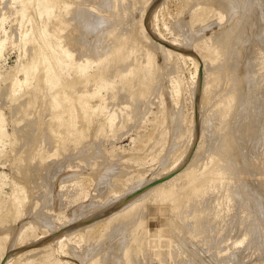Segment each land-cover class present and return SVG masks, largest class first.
<instances>
[{"label":"rangeland","instance_id":"rangeland-1","mask_svg":"<svg viewBox=\"0 0 264 264\" xmlns=\"http://www.w3.org/2000/svg\"><path fill=\"white\" fill-rule=\"evenodd\" d=\"M22 1L25 0H0V256L4 255L13 257L11 264H92L93 260H96L99 264L101 262L102 264H112V262L113 264H128V262L130 264H264V216H258L261 215V213L264 215V160L262 161V159H264V154H262L264 151V109H262L264 108V82H262V80L264 81V72H261L264 70V68H262L264 65L259 66L262 65L260 62H264V58L259 59V61L262 60L259 63L257 61L264 51V42H256L258 41V38L259 41H263L264 38V9H262L264 8V0H249L250 3L247 0L242 2L239 0H120L121 4L118 0H108L109 2L107 0H78V2L77 0H59L60 5L57 12L58 16L61 17L63 13H66L67 18H71V22L75 23V25L68 20V23L58 35L52 33L53 30L49 27L50 34L54 35L55 38H58L61 45L69 52H73L76 55V61H80L81 65L84 67L82 68V75H92L90 77L93 81L98 79L100 75L106 76L108 74L111 76L114 73L115 74L112 75V78H110H116L114 91L111 92V89L109 91L102 90L94 97L95 99H91L92 97H90L89 101H91V105L94 103L99 104V98L103 95L104 96L100 98V101L106 97L108 99L104 100V110L102 112L97 108L93 111V115L90 113L92 119L90 118V123L85 126V129H87L84 133L85 135L82 136L80 140L76 141H73L77 139L75 138L76 134L74 133L73 135L66 132L61 135V137L59 136V131L61 129L58 131V128H56L57 126L55 127L56 120H53L52 118L55 114V109L46 106L50 102L49 100H51L50 96H54L59 89L58 86L53 84V81L55 80V75L59 72V68L62 70L64 65L60 62H57V64H48L46 67V72L48 73L47 77L44 74V69L39 67L26 82L23 80L25 73L24 68L28 65L27 62L31 60L29 55L33 58L35 53L34 44L31 41L37 36L39 30L44 29L42 25L47 23L45 22L46 19L39 20V23L37 21V15L40 12L41 7L46 5V1L30 0L31 6L27 9H23ZM105 1L106 3H104ZM112 1H116L115 3L117 4V7L115 3H113L114 5L110 3ZM245 1L252 6L248 5ZM79 2H81V4ZM202 2L203 4H201ZM210 2L211 4L213 3V7ZM108 3L110 4V7H107ZM241 4H245V6H242ZM257 4L259 6H257ZM75 5H77V8H75ZM246 5H248V8L251 10H249ZM105 6L109 9L113 7V11L110 12L114 14H111L109 9L107 10ZM238 8L241 9L240 12L244 9H247L248 11H242L243 13L241 12V15L239 14L240 12H237V10L239 11ZM71 9L72 12L69 14ZM123 9H125V12ZM79 10H82V12ZM114 10H117V12H114ZM120 10L123 13H121ZM118 12L121 14H117ZM245 13L246 16H244ZM77 15L80 17L76 18ZM118 15L120 17H118ZM238 15L240 16V19L236 18ZM109 16L110 20L108 19ZM259 16H261L263 20L262 18L260 20ZM45 17H50L51 19L56 16L50 13L45 15ZM74 17L77 20L80 19L81 22L80 20H74ZM111 17H114L115 19L112 20ZM235 18L238 20L236 21ZM243 18L246 19V22ZM250 19L252 22H249ZM108 20L110 22H106ZM241 20H243L244 23L243 21L241 22ZM56 21L57 19H53L52 22H50V25H53ZM234 21L237 22L238 25L234 23L236 26H233ZM105 22L107 23L105 24L106 26L103 25ZM100 23L103 24L101 25ZM243 24L245 27L247 26L246 24H248V28H244ZM111 25H118V29H115V27H112ZM229 25H231V28L233 27L231 29L233 32L230 31ZM239 25L241 27H239ZM249 25L251 27H249ZM82 26L85 27V30L82 29ZM242 26L244 30L247 29L245 32L242 29ZM256 26L258 27V31L256 30ZM95 28H97L96 31L94 30ZM105 28L108 29L106 30ZM109 29H111L112 32H115V37V34L112 33V35ZM104 30L109 32L104 33ZM240 30H243V32ZM259 30L263 31V33ZM98 32H101L103 36L101 37V33L99 35ZM229 32H231V35ZM235 32L237 35L234 34ZM241 32L243 33L242 36ZM246 32L249 33L246 34ZM260 34L263 35L261 36ZM80 35H83V38L80 39ZM106 35L109 36V38L111 35L113 36L111 37L112 39L110 38L111 42ZM123 35H126L130 41L132 40V44L133 42L135 43L133 46L136 48V57H134L133 54V59L130 57L128 60H123L124 63L122 61V64L116 63V66H111L112 64H110L107 68L104 67L106 56L102 55L109 52H107V50H101L109 47L111 48V44L112 47L116 46L118 39L119 42L120 39L121 41L127 39ZM258 35L259 37H257ZM249 36H252L253 39L256 38L255 42H253L252 37L249 38ZM144 37L148 40L150 39V41H148L149 43L146 39H142ZM227 38H229L228 41H231V46L227 43ZM244 39L247 45L243 41ZM221 41H224L223 47H221L223 44ZM251 41L253 43H251ZM101 42L104 44L103 46H101ZM213 43L215 44V48L213 49H216V52L221 51V48H225L222 50L225 52H219L220 54L225 53V55H220L217 52V58L220 60L216 58L217 61H215V59V62L213 61L210 63L208 61L213 56L211 54L212 52L208 50L210 49L208 46L212 47ZM218 43H222L220 44L221 46L219 45L221 48L217 46ZM243 43L246 45L245 48ZM248 43L251 44L248 45ZM142 44L145 47H143ZM253 44L256 46L252 49V46H254ZM257 45L262 47L258 49ZM247 46H250L251 48ZM139 47L143 49L141 50ZM227 47L233 49L231 50L232 55L230 56L229 54H231V51ZM218 48L220 50H217ZM254 48L257 50H254ZM165 49L168 51L166 50V52ZM226 50L230 51L229 54ZM247 51L252 52H248V54ZM254 51L257 53L259 51L261 56L257 53L254 54ZM103 52L105 53L103 54ZM250 55L251 60L252 55L255 56V59L257 58L256 62L253 58L254 63L257 64L256 66H254L255 64L253 61H251L252 63L250 62L248 57ZM101 56L104 58L103 60L101 59ZM238 56L240 58L245 57L240 60ZM245 58L246 60L248 59L250 63H245ZM227 59L230 63H228L229 61ZM147 61L151 62L150 67L148 68L144 66V63H147ZM225 62L227 63L225 64ZM235 63H238L237 67ZM243 64L247 65L244 66ZM252 64H254V67H259L254 68ZM238 65H242L244 68L239 67ZM204 67H206L205 73L206 71L210 72L211 69L213 70L211 72H215L218 76L219 74L222 75L223 72L226 73L225 77L224 74L222 75L223 79L225 78L224 80L221 75L219 76L222 80L220 79L216 86V93H214V89L212 90L213 94L211 93V96L209 94L210 92L208 93L209 95L206 96H204L202 92V75ZM235 67L240 70H237ZM113 68H115V72L114 70H111ZM260 68H262V70ZM107 69L110 70L109 73H112L111 75L106 73L108 71ZM129 69H131L132 74L128 77H122L126 73V70ZM252 69L254 72H252ZM120 70L123 74L122 72L119 73ZM214 70L219 72L217 73ZM224 70H226V72ZM256 70L258 72H256ZM76 71L78 70L74 69L71 73H67L66 76L64 75V77H73V73H76ZM247 71H250V73H247ZM237 72L239 73V76H237ZM254 73H256L259 78L256 79L258 76H255ZM211 75H214V77L216 76L214 73ZM211 75H207L208 80L211 79L209 77ZM250 75L251 77H255L256 80L253 77L251 78ZM44 76L46 78H44ZM245 76L246 79L244 80ZM64 77L61 78L62 82L67 79ZM248 77L251 78L250 82L248 81ZM259 79L261 83L258 81ZM120 80H122V82H119ZM211 80L209 82H211ZM231 80L237 81L234 82ZM229 81L232 83L231 85L228 84ZM253 81H255L254 84L256 86L252 87L251 85H254ZM238 84L244 86V88ZM91 85H94V82L88 84L89 87H91ZM231 88H234V94L230 91L232 90ZM245 88L246 91L244 92ZM226 89H229V91H226ZM140 91H142V95L140 94ZM114 92L116 93V96L113 98L112 95H115ZM246 92L249 94L247 93V95ZM224 93L226 94L224 95ZM229 93L233 95L232 98L236 95L237 98L235 97V101L234 99L233 101L240 105H235V107H237L235 110L239 109L240 111L235 112L232 116L228 115V119L231 123L229 122L230 125L226 128L229 121L226 119L225 124L227 126L224 127L223 130V124L215 123L220 122L217 117L219 112L217 113V111H220L222 107L220 106L221 108H218L215 104L218 103V101H222L224 98L226 100V98L231 95ZM250 93H252V95ZM245 94L247 95V98ZM130 95L133 97H130ZM254 96H257V98ZM205 99H207V101ZM247 100H250L248 101L249 103L245 102ZM213 102L216 103L213 104ZM245 104V107H249L250 105L249 108L251 109H248L247 111V108L245 109V107H241V105L244 106ZM105 106L107 107L105 108ZM212 106L213 108H211V110L216 108L214 114L212 112L213 110L208 111ZM241 108L244 109L241 110ZM243 111L245 113L247 111V113L245 114ZM108 112L113 113L112 115H116L114 117L115 122L113 121L111 128L107 124V119L110 115ZM248 112L250 114L252 112L253 116ZM233 115L235 118H232L231 120ZM242 115H245V122ZM204 116H206L207 119ZM248 116H251V118ZM204 118L207 120L205 126L202 124ZM212 120L215 121L212 122ZM238 124L241 126V129ZM246 124L249 126L247 127ZM216 125L218 128L222 125V128L219 129L220 132L218 129V131H216ZM78 127L82 128V123H78L76 128ZM250 127H253L254 129L251 130V134L249 133L251 129ZM210 128H214L215 130H212L213 132H216L211 134L212 130L210 132ZM225 128L231 129L227 131ZM237 129L238 131L241 130V132H238ZM221 130H223L224 133ZM55 131L57 133L52 134V132ZM230 131L233 132V135ZM234 131H236V133H234ZM203 132L207 133V135ZM227 133L228 136H226ZM247 133L249 134L248 137L246 136ZM201 134L202 137H205L204 139L201 137ZM236 134L240 135L241 138ZM260 134L262 136H260ZM159 135L161 137H159ZM220 135H223L221 138L223 141L218 138ZM234 135L237 137L235 138ZM64 136L66 138H64ZM224 136H226L227 139ZM243 136L244 140L246 137L245 141L248 142L247 144H243L246 143L242 140ZM57 137L64 138L65 142L60 144L61 141ZM157 137L158 140L155 139ZM232 137L236 142L231 139ZM257 137L263 138L260 140ZM210 138H214L212 139L213 143L209 141ZM228 138L232 140H230L232 143L234 141L235 144H231V142L228 144ZM56 139L59 140V143ZM202 139L206 142V145H203L204 142ZM224 139L227 141L226 144ZM252 139L254 140V145H252ZM207 140L209 143H212L213 146L210 144V147L205 149V147L209 146ZM237 141H239L240 144ZM215 143H219L220 146L218 145L214 148L216 146ZM256 143L258 148L255 146ZM241 144L246 146H243V148L241 147ZM226 145L227 147H225ZM253 146H255L256 149ZM209 148L213 149L212 151L214 152H212V154H210L211 151ZM226 148L229 150H227L228 152H225ZM239 148H241V150ZM251 148L253 149L251 150ZM216 149L218 152L220 149V153H216ZM234 149L238 152L241 151V153L237 154V151ZM205 150H209L210 153ZM245 150L248 153L245 152ZM249 150H257L256 153L258 155H263V157L259 155L262 157L260 159L256 153L252 152L253 155L256 156L253 157ZM222 152H225V154L223 153L224 156L221 159H223V163L226 164L224 165L222 163L223 166H225L222 168L228 173L226 174L224 172L226 179H229V181L226 180V182L229 183H226L227 187L226 184H224L225 188L219 190L216 194V200H214L215 197L213 199L209 198L211 193H209L207 197L208 193L206 192L207 194L205 193L202 196L204 199L200 197L202 200L200 205L197 204V201L195 203L190 201L188 202L189 205L187 204V208H184L186 210L183 209L181 211L182 213H175L176 216L174 214L172 219L168 216H171L172 214L167 213L166 216H168L171 221L167 218V223L164 222V225L170 224L169 228H167V225H162L160 220H155L153 222L155 225L153 226L152 223L150 228H134L135 225L132 226L133 221L130 222L131 224L129 226H122L120 228L115 227L119 220L115 219L119 217V215H117L119 210L123 209L121 215L126 214L122 217H134L136 208L135 199L137 200L140 198L139 196L143 193L161 184L169 183L170 180L187 171V168L190 165L192 166L191 168H193L194 166L197 167V165L201 166L204 163L203 166L206 167V164H210L208 160H204L206 159V156H212L213 154H220L219 156H222ZM230 152L231 154L233 152V154H228ZM241 154L248 158L251 156V159H247L248 161L250 160L252 164L249 165L251 162H246L249 167H246L244 171L247 170V172H251V170L254 169L253 172L255 171V174L260 171L256 175L257 177L254 178L255 174H252V172H242L246 166V158L245 156L243 158ZM228 155L229 157H233L229 159ZM219 156L216 155L215 157ZM255 158H258L260 161ZM229 160H233L232 163ZM233 162L235 163L234 165H232ZM236 162L244 167L237 166ZM259 162L261 166L260 164L259 167L256 165L257 170L253 165L254 163L257 164ZM228 165L234 166L235 170L237 169L241 174L237 172V170L235 171L234 167L231 166L234 171L233 175L235 174L238 177H234L235 175L233 176L232 174L230 175L232 170L229 169L231 167ZM226 166L230 170V173L227 171ZM247 168L253 169L248 170ZM250 174H252L253 178L249 176ZM240 175L242 176L240 177ZM244 176L248 178L245 179L246 177L244 178ZM231 178L234 180L232 181ZM241 178L243 183L241 182ZM237 179H240V182ZM257 179L258 181H261L258 182ZM245 180H247V183L251 180V182L248 183L249 186H247L248 184L245 183ZM255 181H257V184L259 183L258 186L254 183ZM237 182L238 184H236ZM252 182L254 183V186L252 185ZM234 183L236 186H234ZM231 184H233V187H231ZM239 184H243L244 186L242 185V187H240V185V189L235 188L238 187ZM245 186L248 190L255 188V191H252L256 193L253 194V192L251 193V191H248L246 194L244 192L247 191L245 190ZM224 189L226 192L229 191L228 197L230 199H224ZM239 190L242 191L240 192ZM256 190H258V192ZM236 191L239 193L237 194ZM243 193L244 195L242 197ZM251 195L252 197L255 195L256 198L253 197V199ZM238 196L242 198L239 197L240 200H238ZM247 199H250V202L251 200H254V204L253 202L251 204L256 207L250 205V203L248 205L249 201ZM143 201L146 202L147 205H151L150 207L153 206L149 201L147 203L146 199L142 200L140 203L142 209L138 213L139 216L135 215L138 216V224L142 222L143 219L146 221L150 216V212L147 209L148 206L143 203ZM223 202L225 203L223 204ZM245 202L250 207H246L247 205ZM237 203H239V205H237ZM167 206L165 207L166 210ZM241 206L242 209L240 208V210L238 207ZM259 207H261V209ZM192 208H195L194 211L197 209L196 214H194L195 212L191 213L190 210H187ZM143 209L145 211H142ZM193 209L191 211H193ZM227 209L229 211H227ZM249 210L251 214L256 213L255 217H257L258 220H262L260 221L261 226L259 225L258 220L256 221L257 218L253 220V214L249 215ZM252 210L255 211V213ZM185 211H188L190 214H188V212L185 213ZM242 211L246 212L242 214ZM256 211L259 213L258 215ZM215 213L216 215L214 216ZM180 214L184 216L185 220H183L184 218ZM180 216L182 218L179 220ZM191 216L193 222L191 221ZM260 217L261 219H259ZM203 218L204 220L214 218V220L211 219V221L209 219L205 222ZM174 219L176 220V223ZM250 221H252L251 224L254 228L251 227ZM204 222L213 223L211 226V223L204 224ZM214 222H217L218 224L220 223V225H217ZM177 223L178 226L176 227ZM156 225L159 226L161 231L157 229L158 226ZM194 225L197 226V228ZM205 225L206 229L204 228ZM207 225L213 228H208L209 226ZM214 225H216V227ZM154 227L156 228V232ZM168 229H170L169 232L167 231ZM174 229L176 231H173ZM157 230L158 234L162 233V237L156 236ZM162 230L164 231L162 232ZM188 231H190L189 234L187 233ZM192 231H196V233L193 232V234ZM146 232L149 237L146 236V241L143 239L145 244H143L144 248L142 247L140 251H142V249L147 250L144 251L147 255L145 254L146 256H144L143 251L141 253L139 252V256L142 254L141 257H147L146 259L143 257V259L137 255L138 250L136 251L134 248ZM151 232L155 237L152 236ZM164 233H166V235H164ZM177 233L180 236H178ZM171 234H174L173 237ZM167 237L169 240H167ZM171 237L173 240L170 241ZM195 238L196 240H193ZM110 239L112 241L114 240V243L110 241ZM157 240L158 242L160 241V243H162L161 241L163 240V245H159L160 243H157ZM166 240L167 242H165ZM184 241L187 243L185 244ZM207 241H209L210 244ZM108 243L110 244L108 245ZM116 244L119 245V248H117ZM102 245L105 247L104 250ZM121 247H123L122 251L124 252L120 251ZM151 247L153 249L156 247V251L155 249L153 251ZM130 248H132V250ZM115 250L116 252H119L120 256L118 253L117 255L114 254L116 253ZM125 250L128 251L125 252ZM129 250L131 251L129 254L135 252V254H132L133 256H131V259L126 257L128 256L126 253L128 254ZM99 251H102L101 257L103 259L98 258L100 257ZM110 252L114 255L113 259L111 258L112 255H110ZM123 254L125 257H122ZM104 257H106V261L104 260ZM107 257H109L110 260ZM118 258L121 260L119 261ZM99 259L101 261H98ZM127 260L131 261L126 262ZM161 260H163V262Z\"/></svg>","mask_w":264,"mask_h":264},{"label":"bare ground","instance_id":"bare-ground-1","mask_svg":"<svg viewBox=\"0 0 264 264\" xmlns=\"http://www.w3.org/2000/svg\"><path fill=\"white\" fill-rule=\"evenodd\" d=\"M44 1H46V5L45 6H42L41 7V10H40V12L38 13V15H37V21H38V23H39V20H43V19H46L45 20V22L47 23V24H44V25H42L43 27H44V29L43 30H39L38 31V34H37V36L35 37V38H33V40L31 41V42H33V46H34V51H35V53H34V56H33V58H31L30 57V55H29V58L31 59L30 61H28L27 63H28V65L26 66V68H24L25 69V73H24V82H26L27 80H28V78L30 77V76H32L33 74H34V72H35V70H37L39 67H42L43 69H44V74H45V76L47 77V75H48V73L46 72L47 70H46V67H47V65L48 64H50V63H55V64H57V62H60V63H62L63 65H64V68L61 70V68H59V72H57V74L55 75V80L53 81V84L54 85H56V86H58V90H57V92L54 94V96H50V99L51 100H49V98H48V100L50 101H48V102H46V103H48V105H46L47 107H49V108H54L55 109V114L52 116V118H53V120L55 119L56 121V125H55V127L56 128H58V131H59V136L61 137V135H63L64 133H66V132H69V134H76V137L75 138H77V139H75V140H73V141H76V140H80L81 138H82V136H84L85 134V131L87 130V129H85V126H86V124H89L90 123V118L92 119V116H90V113L92 114L93 113V111H95L97 108H99L100 109V111L102 112L103 110H104V100L105 99H108L107 97L105 98V99H102V101H100V98L101 97H103V96H101L100 98H99V104L97 105L96 103H94L93 105H91L90 104V102L91 101H89V99H90V97H92L91 99H93L99 92H101L102 90L104 91V90H106V91H109L110 89H111V92L112 91H114V86L116 85V78L114 79H111L112 78V75H114V74H110L109 73V71L110 70H106L107 72L106 73H109L111 76H109L108 74L105 76V75H100V77L98 78V79H95L94 81L91 79V77L90 76H92V75H82L83 74V72H82V68H84L82 65H81V63H80V61H76V55L73 53V52H69L64 46H62L61 45V43L59 42V39L58 38H55L54 37V35H52V34H50L51 32H50V30H49V27H51L52 28V33H54L55 35H58L59 34V32L63 29V27L64 26H66V24L68 23V20H69V22H71V18L69 19V18H67V16H66V13H63V15L61 16V17H59L58 16V14H57V12H58V10H59V5H60V1L59 0H44ZM108 1V0H107ZM118 1H120V0H118ZM199 1V0H198ZM209 1H211V0H209ZM218 1V0H217ZM219 1H221V0H219ZM234 1H236V0H234ZM238 1V0H237ZM239 1H244V0H239ZM249 3H250V1L249 0H247ZM247 1H245L248 5H250ZM259 1V0H258ZM77 2H78V0H77ZM103 2V1H102ZM109 2V1H108ZM116 2V1H115ZM115 2H110V3H115ZM122 2H124V1H122ZM201 2V1H200ZM208 2V1H207ZM213 2V1H212ZM257 2V1H256ZM263 2V1H262ZM67 3V2H66ZM80 4H81V2H79ZM104 3H106V1L104 2ZM104 3H103V5H104ZM117 3H119V2H117ZM215 3V2H214ZM235 3V2H234ZM238 3V2H237ZM252 3V2H251ZM116 4V3H115ZM120 4H121V1H120ZM200 4V3H199ZM198 4V5H199ZM201 4H203V2L201 3ZM210 4H211V2H210ZM209 4V5H210ZM213 4V3H212ZM211 4V5H212ZM216 4H217V2H216ZM215 4V5H216ZM218 4H219V2H218ZM238 4H240V3H238ZM243 4V3H242ZM241 4V5H242ZM106 5V4H105ZM114 5V4H113ZM113 5H111V6H113ZM207 5V4H206ZM248 5H246V7L248 8L249 6ZM22 6H23V9H27V8H29L30 6H31V1L30 0H25V1H22ZM65 6H66V4H65ZM110 7V4L108 3L107 4V7ZM204 6V5H203ZM208 6V5H207ZM217 6V5H216ZM240 6V5H239ZM238 6V7H239ZM242 6H245V4L244 5H242ZM242 6H241V8H242ZM250 6H252V5H250ZM254 6V5H253ZM256 6V5H255ZM257 6H259L258 4H257ZM103 7V6H102ZM106 7V6H105ZM106 7V8H107ZM114 7V6H113ZM113 7H111V9L113 8ZM116 7H117V4H116ZM115 7V8H116ZM212 7H213V5H212ZM237 7V6H236ZM75 8H77V5H75ZM119 8V7H118ZM255 8V7H254ZM253 8V9H254ZM257 8V7H256ZM67 9H68V7H67ZM72 9H74V8H72ZM72 9H71V11L69 12V14H71V12H72ZM81 9H82V7H81ZM109 8H107V10H108ZM111 9H109V12L110 11H113V9L111 10ZM117 9V8H116ZM239 9V8H238ZM249 9V8H248ZM252 9V10H253ZM260 10H262V9H264V8H259ZM83 10V9H82ZM82 10H79V11H81L82 12ZM104 10V9H103ZM124 10V12H125V9H123ZM240 10L241 9H239V11L237 10V12L239 13L240 12ZM244 10H247V9H244ZM244 10H242L243 12H244ZM249 10H251V9H249ZM257 10V9H256ZM259 10V11H260ZM117 12V10H114V12ZM241 11V12H242ZM248 11V10H247ZM264 11V10H263ZM73 12H75V11H73ZM78 12V11H77ZM81 12H80V15H81ZM120 12L121 13H123L121 10H120ZM120 12H118L117 14H121ZM241 12L239 13V14H241ZM242 12V13H243ZM250 12V11H249ZM254 12V11H253ZM50 13H52L54 16H56L55 18H51L50 19V17H45V15H47V14H50ZM111 13V12H110ZM74 14V13H73ZM72 14V15H73ZM79 14V13H78ZM111 14H114V13H111ZM110 14V15H111ZM117 14H116V16H117ZM118 15V17H120ZM242 15V14H241ZM250 15H252V14H250ZM260 15V14H259ZM264 15V14H263ZM262 15V16H263ZM70 16V15H69ZM244 16H246V13L244 14ZM244 16H242V17H244ZM77 17H80V16H76V18ZM115 17V16H114ZM112 18V20L113 19H115V18ZM240 16L238 15V17H236V18H239ZM247 17H248V13H247ZM260 17V20H261V16H259ZM259 17H257V18H259ZM75 17H74V20L76 19ZM108 18V17H107ZM236 18H235V20H236ZM249 18H251V17H249ZM248 18V19H249ZM256 18V19H257ZM264 18V17H263ZM263 18H262V20H263ZM53 19H57V21H56V23L54 22L53 23V25H50V22H52V20ZM103 19V18H102ZM101 19V20H102ZM109 20H110V16H109V18H108ZM240 19V18H239ZM242 19V18H241ZM255 19V18H254ZM73 20V21H74ZM78 20H80V19H78ZM77 19H76V21H78ZM105 20V19H104ZM106 21V22H110V21ZM238 20V19H237ZM236 20V21H237ZM243 20H245V22H246V19L245 18H243ZM243 20H241V22L243 21ZM259 20V19H258ZM260 20H259V22H260ZM240 21V20H239ZM251 21V19L249 20V22ZM80 22H81V20H80ZM102 23L103 25H105V24H107V23ZM248 22V21H247ZM252 22V21H251ZM254 22H255V20H254ZM253 22V23H254ZM72 24H74L75 25V23H73V22H71ZM70 23V24H71ZM234 23H236L237 24V22H233V24ZM243 23H244V21H243ZM71 24V25H72ZM77 24V23H76ZM78 24H79V22H78ZM101 24V23H100ZM99 24V25H100ZM101 24V25H102ZM120 24V23H119ZM230 24H232V23H230ZM232 24V25H233ZM236 24H234L233 26H236ZM242 24V23H241ZM249 24V23H248ZM248 24H246L247 26V28H248ZM256 24V23H255ZM80 25V24H79ZM98 25V26H99ZM110 25V24H109ZM108 25V26H109ZM238 25V24H237ZM106 26V25H105ZM112 26V25H111ZM118 26V25H117ZM117 26H112V27H115V29H118V27ZM243 26H244V24H243ZM243 26H242V29H243ZM263 26H264V23H263ZM80 27H81V25H80ZM111 27V28H112ZM117 27V28H116ZM229 27H230V31H232L231 29L233 28H231V25H229ZM239 27H241L240 25H239ZM245 26H244V28H246ZM249 27H251L250 25H249ZM257 27V26H256ZM102 28V27H101ZM100 28V29H101ZM109 28V27H108ZM107 28V29H108ZM234 28H236V29H239V28H237V27H234ZM252 28H254V27H252ZM252 28H250V29H252ZM261 28H262V24H261ZM82 29L83 30H85V27H83L82 26ZM103 29H104V27H103ZM106 29V28H105ZM106 29V30H107ZM112 29H114V28H112ZM249 29V30H250ZM258 29V27L256 28V30ZM264 29V28H263ZM95 31L97 30V28H95L94 29ZM110 30V32H111V34L112 33H114L115 34V32H112V30L111 29H109ZM234 30V29H233ZM244 30V29H243ZM243 30H240V31H242L243 32ZM245 30H247V29H245ZM245 30H244V32H245ZM99 31V30H98ZM105 31V30H104ZM118 31V30H117ZM116 31V32H117ZM238 31V30H237ZM254 31V30H253ZM258 31V30H257ZM256 31V32H257ZM259 31H261V30H259ZM93 32V31H92ZM106 32H109V31H105L104 33H106ZM120 32V31H119ZM233 32V31H232ZM241 32V36H242V33ZM99 33V32H98ZM101 33V32H100ZM100 33H99V35H100ZM103 33V34H104ZM230 33V35H231V32H229ZM229 33H228V35H229ZM249 33V32H248ZM247 32H246V34H248ZM255 33V32H254ZM258 33H260V32H258ZM261 33H263V31H261ZM108 34V33H107ZM118 34V33H117ZM234 34H236V32L234 33ZM245 34V33H244ZM253 34V33H252ZM110 35V34H109ZM113 35V34H112ZM111 35V37H113ZM122 35V34H121ZM130 35V34H129ZM128 35V36H129ZM229 35V36H230ZM237 35V34H236ZM261 35V34H260ZM263 35V34H262ZM261 35V36H262ZM103 35H102V33H101V37H102ZM107 36V35H106ZM116 36V34L114 35V37ZM118 36H119V34H118ZM123 36H125L126 38H127V36L126 35H123ZM235 36V35H234ZM61 37V36H60ZM108 38H109V36H107ZM110 37V38H111ZM124 37V38H125ZM228 37V36H227ZM237 37V36H236ZM250 37H252V36H249V38ZM256 37V36H255ZM254 37V38H255ZM257 37H259V35L257 36ZM263 37H264V35H263ZM262 37V38H263ZM81 38H83V35L81 36L80 35V39ZM106 38V37H105ZM104 38V39H105ZM110 38H109V41H110ZM118 38V37H117ZM116 38V39H117ZM122 38V37H121ZM230 38V37H229ZM229 38H227V41H228V39ZM239 38V37H238ZM247 38V37H246ZM97 39H98V37H97ZM99 39H100V36H99ZM104 39H103V41H104ZM112 39V38H111ZM115 39V38H114ZM123 39V38H122ZM129 38H127V39H124V40H122L121 41V39H120V42H119V39H118V43H117V45L116 46H113L112 47V44L110 45V44H108V45H110L111 46V48L109 47V48H105V49H102L101 51H106L107 50V52H109V53H107V54H105V55H102V56H106V61H105V65H104V67H108V65H110V64H112L111 66H114L116 63H121L123 60L125 61V60H128V58H132V55L134 56V57H136L135 56V51H136V48L133 46V44H135L134 42H133V44H132V40L130 41V39L128 40ZM142 39H146L145 37L144 38H142ZM231 39H232V36H231ZM242 39V38H241ZM248 39V38H247ZM252 39H253V37H252ZM256 39V38H255ZM255 39H253V42H255ZM146 41L148 42V41H150V39L148 40V39H146ZM236 41H237V39H236ZM244 42H245V39L243 40ZM243 41H241V42H243ZM249 41H250V39H249ZM67 42V41H66ZM76 42V41H75ZM111 42V41H110ZM114 42V41H113ZM146 42V43H147ZM220 42V41H219ZM222 42V41H221ZM231 41H228L227 43H229L228 45L229 46H231V44L232 43H230ZM235 42V41H234ZM240 42V43H241ZM248 42V41H247ZM252 41H251V43H253ZM256 42H264V38H263V41H259V38H258V41H256ZM86 43V42H85ZM93 43V42H92ZM97 44H99L98 42H96ZM102 43V42H101ZM100 43V44H101ZM142 43V42H141ZM144 43H145V41H144ZM149 43V42H148ZM147 43V44H148ZM217 43V42H216ZM223 43V44H222ZM222 43H220V44H222V46L218 43L217 44V46L218 47H223L224 46V41L222 42ZM226 43V44H227ZM246 43V42H245ZM250 43V44H251ZM259 43H257V44H259ZM69 44V43H68ZM88 44V43H87ZM87 44H86V46H87ZM105 44H106V41H105ZM114 44V43H113ZM116 44V43H115ZM249 43H248V45H250ZM255 44V43H254ZM253 44V45H254ZM96 45V44H95ZM104 44L102 43V45L101 46H103ZM143 45V44H142ZM215 44L213 43V46H214ZM220 45V46H219ZM237 45V44H236ZM243 45H244V43H243ZM243 45H241V46H243ZM246 45H247V43H246ZM246 45H244V48H245V46ZM261 45V44H260ZM263 45H264V43H263ZM100 46V47H101ZM138 46V45H137ZM140 46V45H139ZM147 46V45H146ZM211 47V46H208V48H210V49H208L209 51H211L212 53V58H210V60L208 61V62H213L217 57H218V55L216 54L217 52L215 51L216 49H213V48H215V46L214 47ZM216 46V47H217ZM226 46V45H225ZM256 45H254V46H252V49H253V47H255ZM106 47H107V44H106ZM143 47H145L144 45H143ZM220 47V48H221ZM239 47V46H238ZM247 47H250V46H247ZM246 47V48H247ZM257 47H258V49L260 48V47H262V46H258L257 45ZM256 47V48H257ZM264 47V46H263ZM97 48H99V47H97ZM103 48V47H102ZM140 49H141V47H139ZM228 48V47H227ZM226 48V49H227ZM232 48H233V46H232ZM243 48V47H242ZM251 48V47H250ZM256 48H254V50L256 49ZM137 49H138V47H137ZM143 49V48H142ZM141 49V50H142ZM146 49V48H145ZM144 49V50H145ZM225 49V48H224ZM223 48H221V51L222 50H224ZM228 49H230V51L231 50H233V49H231L230 47L228 48ZM240 49V48H239ZM251 49V50H252ZM27 50V49H26ZM25 50V51H26ZM139 50V49H138ZM137 50V51H138ZM167 49H165V51H166ZM213 50V51H212ZM217 50H220L219 48L217 49ZM248 50H250V49H248ZM257 50V49H256ZM28 51V50H27ZM30 51V50H29ZM168 51V50H167ZM166 51V52H167ZM221 51H219V52H221ZM227 52H228V54H229V52L230 51H228V50H226ZM260 51H261V49H260ZM139 52V51H138ZM163 52H164V50H163ZM218 52V54H220ZM222 52H225V51H222ZM234 52V51H233ZM239 52H241V51H239ZM249 51H247V53H248ZM252 51H250L249 53H251ZM262 52V51H261ZM31 53H32V50H31ZM105 52H103V54H104ZM241 53H243V52H241ZM245 53V52H244ZM248 53V54H249ZM254 54L255 53H257V52H253ZM263 53H264V51H263ZM262 53V56H264V54ZM99 54V53H98ZM102 54V53H101ZM100 54V55H101ZM136 54H137V52H136ZM225 55V53H221L220 55ZM257 54H259L260 56H261V53H259V51H258V53ZM256 54V56L258 57V55ZM81 55V54H80ZM217 55V56H216ZM219 55V56H220ZM230 55H232V51H231V54H229V56ZM235 55V54H234ZM241 55V54H240ZM239 55V56H240ZM245 55V54H244ZM247 55V54H246ZM102 56H101V59L103 60L104 58H102ZM147 56H149V55H147ZM238 56V57H239ZM259 57L258 59H257V61H258V63L260 62V61H262V60H260L259 61V59H262V58H264V57ZM57 57V58H56ZM82 57V56H81ZM84 57V56H83ZM100 57V56H99ZM220 57H222V56H220ZM223 57H225V56H223ZM245 57V56H244ZM243 57V58H244ZM249 57V60H250V62L251 61H253V58L255 57V56H253L252 55V60L250 59V57H251V55L250 56H248ZM59 58V59H58ZM226 58V57H225ZM227 58H229V57H227ZM240 58V57H239ZM243 58H240V60L241 59H243ZM28 59V58H27ZM133 59V58H132ZM132 59H130V60H132ZM218 60H220L219 58H217ZM217 59L215 60V61H217ZM255 59V58H254ZM256 59H255V62H256ZM80 60H82V59H80ZM228 60V59H227ZM240 60H239V63H240ZM246 60V58L244 59V61ZM124 61H123V63H124ZM214 61V62H215ZM229 61V60H228ZM129 62V61H128ZM246 62H248V63H250L249 61H248V59L245 61V63ZM26 63V62H25ZM130 63V62H129ZM133 63V62H132ZM227 62H225V64H226ZM228 63H230V61L228 62ZM252 63V62H251ZM253 63H254V61H253ZM262 65H259V66H263L264 65V62L262 63V62H260ZM122 64V63H121ZM150 64H151V62L150 61H147V63H144V66H146L147 68L148 67H150ZM207 64V63H206ZM236 64V63H235ZM238 64V63H237ZM237 64H236V67H237ZM255 64V63H254ZM254 64H252V66L254 65ZM120 65V64H119ZM124 65V64H123ZM244 65V64H243ZM247 65V64H246ZM246 65H244V66H246ZM257 64H255L254 66H256ZM116 66V65H115ZM127 66H129V65H127ZM239 66V65H238ZM253 66V67H254ZM259 66H257V67H259ZM125 67V66H124ZM235 67V68H236ZM239 67H242V65H240ZM253 67H251V68H253ZM257 67H254V68H257ZM205 68L206 67H204L203 68V86H202V92H203V95L204 96H206V95H209L210 94V96L213 94L212 93V90L214 89V93H216V90L215 89H217L216 88V86H217V84H218V82L220 81V79L221 78H219V76L221 75V74H219V76H218V74L216 75V73L215 72H211V71H213L212 69H211V74L212 73H214L216 76H218V77H214V75H211L210 74V72L209 71H206V73H205ZM242 68H244V67H242ZM249 68H250V66H249ZM262 68H264V66L262 67ZM262 68H260L261 70H262ZM74 69H77L78 71H76V73H73L74 75H73V77H64V75L66 76L67 75V73H71L72 72V70H74ZM109 69H110V67H109ZM115 68H113V69H111L112 71L114 70ZM124 69V68H123ZM123 69H121V70H123ZM128 69V68H127ZM237 70L239 69V68H236ZM105 70V69H104ZM120 70V72L119 73H121L122 71ZM222 70V69H221ZM240 70V69H239ZM253 70V69H252ZM251 70V71H252ZM117 71V70H116ZM124 71V70H123ZM201 71V72H202ZM214 71H216V70H214ZM223 71V70H222ZM225 72H226V70H224ZM242 71V70H241ZM260 71V70H259ZM114 72H115V70H114ZM208 72H209V74H208ZM217 72V71H216ZM219 72V71H218ZM217 72V73H218ZM252 72H254V70L252 71ZM256 72H258L257 70H256ZM261 72H264V70L263 71H261ZM220 73H222V72H220ZM247 73H250V71L248 72L247 71ZM117 74H118V72H117ZM117 74H116V77H117ZM122 74H123V72H122ZM132 73H131V69H129V70H126V73L122 76V77H128V76H130ZM223 74H224V77L226 76L225 74L226 73H224L223 72ZM222 74V75H223ZM255 74V76H258V75H256V73H254ZM207 75H211V76H213V77H211V76H209L211 79V82H209L210 80H208L207 78H208V76ZM221 75V77H222V79H223V76ZM251 75H253V74H251ZM251 75H250V77H251ZM260 75V74H259ZM261 75H262V73H261ZM260 75V76H261ZM44 76V78H46ZM234 76V75H233ZM237 76H239V73L237 72ZM249 76V75H248ZM62 77H64V78H67V79H65V81L64 82H62L61 81V78ZM111 77V78H110ZM236 77V76H235ZM248 77L249 79H248V81L250 82V80H251V78L253 77ZM264 77V76H263ZM262 77V78H263ZM234 78V77H233ZM237 78V77H236ZM236 78H234V79H236ZM254 79H255V77H253ZM257 78H259V76L258 77H256V79ZM221 79V80H222ZM225 79V78H224ZM223 79V80H224ZM231 79V78H230ZM238 79V78H237ZM246 79V76H245V78H244V80ZM253 79V80H254ZM255 79V80H256ZM124 80V79H123ZM231 81H234V82H236L235 80H231ZM241 81V80H240ZM259 82H260V79L258 80ZM91 82H94V85H91V87H89L88 86V84L89 83H91ZM119 82H122V80H120ZM131 82V81H130ZM242 82V81H241ZM245 82V81H244ZM244 82H243V84H244ZM254 82L255 81H253V84H254ZM262 82H264L263 80H262ZM247 83V82H246ZM252 83V82H251ZM261 83V82H260ZM229 85H231L232 83H230V81H229V83H228ZM235 84V83H234ZM237 84V83H236ZM240 84V83H239ZM238 84V85H239ZM249 84V83H248ZM247 84V85H248ZM257 84V83H256ZM247 85H246V87H247ZM250 85V84H249ZM248 85V86H249ZM259 85V84H258ZM257 85V86H258ZM262 85V84H261ZM260 85V86H261ZM234 86H237V85H234ZM233 86V87H234ZM239 86H242V85H239ZM238 86V87H239ZM252 87L253 86H256L255 84L254 85H251ZM230 87V86H229ZM243 88H244V86H242ZM241 88V87H240ZM261 88V87H260ZM260 88H259V90H260ZM122 89H123V87H122ZM232 89V88H231ZM234 89V88H233ZM230 90V91H232V94H234L233 92H234V90ZM250 89V88H249ZM254 89V88H253ZM252 89V90H253ZM264 89V88H263ZM219 90V89H218ZM229 91V89H226V91ZM236 90V89H235ZM243 90V89H242ZM255 90V89H254ZM239 91V90H238ZM246 91V88H245V90H244V92ZM248 91V90H247ZM251 91V90H250ZM261 91V90H260ZM210 92V93H209ZM218 92V91H217ZM225 92V91H224ZM110 93V92H109ZM115 93V92H114ZM142 93V91H140V94ZM209 93V94H208ZM212 93V94H211ZM242 93H243V91H242ZM248 92H246V94H247ZM257 93V92H256ZM255 93V94H256ZM258 93H259V91H258ZM261 93V92H260ZM101 94V93H100ZM104 94H105V92H104ZM226 93H224V95H225ZM229 94H231V93H229ZM229 95L228 97L227 96H225V97H227L226 98V100H225V98L222 100V101H218V103H214L213 102V104H215L216 105V107L218 106V108H221V110L219 111H217V113L219 112V114H217L218 116V119L220 120V122H215L216 124H223V130H224V127H226L227 125V127L226 128H228L229 127V122H230V120L228 119V115H231L232 116V114H234L235 112H237V111H240L239 109L238 110H235L237 107H235V105H237L234 101H235V97H236V95L232 98V96L233 95ZM245 94V95H246ZM249 94V93H248ZM247 94V95H248ZM251 95H252V93H250ZM142 95V94H141ZM242 95V94H241ZM244 95V96H245ZM247 95H246V98H247ZM254 95V94H253ZM257 95V94H256ZM109 96H110V94H109ZM116 96V93H115V95L113 94L112 95V97L114 98ZM132 95H130V97H131ZM219 96H221V95H219ZM133 97V96H132ZM209 97V96H208ZM222 97H224V96H222ZM222 97H221V99H222ZM250 97V96H249ZM254 97H256L257 98V96H254ZM237 98V97H236ZM243 98V97H242ZM253 98V97H252ZM95 99V98H94ZM208 99V98H207ZM207 99H205L206 101H207ZM233 99H234V101H233ZM244 99V98H243ZM220 100V99H219ZM237 100V99H236ZM251 100V99H250ZM250 100H247V101H245V102H248V101H250ZM225 101V102H224ZM235 104H234V103ZM243 102V101H242ZM249 103V102H248ZM108 104V103H107ZM106 104V105H107ZM244 104V103H243ZM240 104H238V106H239ZM214 106V105H213ZM213 106L212 107H210V109L208 110V111H210L211 110V108H213ZM221 106V107H220ZM246 106V104L243 106V105H241V107H245ZM107 106H105V108H106ZM215 107V106H214ZM249 107H250V105H249ZM248 106L247 107H245V109L247 108V111H248V109H251V108H249ZM48 108V109H49ZM108 108H109V105H108ZM244 108H241V110H243ZM262 109H264V108H262ZM213 110V109H212ZM211 110V111H212ZM214 110H216V108L214 109ZM212 111L213 112V114H214V112L215 111ZM245 111V110H244ZM243 111V113H245ZM247 111H246V113H247ZM113 112V111H112ZM233 112V113H232ZM110 115L107 117L108 119V121H107V124L110 126V128H111V126L113 125L112 123H113V121L115 120L114 119V117L116 116L115 114L114 115H112L113 113H115V112H113V113H110V112H108ZM245 113V114H246ZM249 113V112H248ZM130 114V113H129ZM129 114H128V116H129ZM210 114H211V112H210ZM209 114V115H210ZM238 114V113H237ZM240 114H241V112H240ZM250 114V113H249ZM253 113L251 112V116H253L252 115ZM93 115V114H92ZM216 115V114H215ZM239 115V114H238ZM237 116V115H236ZM245 116V115H244ZM243 115H242V117H244ZM251 116L249 117V118H251ZM51 117V116H50ZM204 117H206V116H204ZM207 117H208V113H207ZM207 117H206V119H207ZM211 117V116H210ZM209 117V118H210ZM216 117V116H215ZM230 117V116H229ZM240 117V116H239ZM104 118H105V116H104ZM209 118H208V120H209ZM232 118H235L234 117V115H233V117H231V120H232ZM247 118V117H246ZM127 119H128V117H127ZM205 118L202 120V124L205 126L206 124H207V120H206ZM217 119V118H216ZM226 119H228L229 121H228V124L226 125L225 124V122H226ZM243 119V118H242ZM80 120V121H79ZM218 120V121H219ZM92 121V120H91ZM210 121V120H209ZM215 121V120H214ZM213 120H212V122H214ZM115 122V121H114ZM224 122V123H223ZM244 122H245V117H244ZM243 122V123H244ZM247 122V121H246ZM78 123H82V128H76V126H77V124ZM209 123V122H208ZM231 123V122H230ZM242 123V124H243ZM120 124H122V123H120ZM210 124V123H209ZM212 124V123H211ZM256 124V123H255ZM263 124V123H262ZM202 125V126H203ZM212 125H214V124H212ZM239 125V124H238ZM247 125V124H246ZM257 125V124H256ZM209 126V125H208ZM207 126V127H208ZM217 126V125H216ZM240 126V125H239ZM238 126V127H239ZM245 126V125H244ZM249 125H247V127H248ZM251 126V125H250ZM54 127V126H53ZM52 127V128H53ZM81 127V126H80ZM211 127V126H210ZM238 127H236V128H238ZM242 127H243V125H242ZM246 127V126H245ZM260 127V126H259ZM52 128H51V131H52ZM55 128V129H56ZM202 128V127H201ZM204 128H206V127H204ZM220 128H222V125H221V127ZM220 128H218V126H217V128H216V131H218ZM225 128V129H226ZM251 128V127H250ZM250 128H248V129H250ZM54 129V130H55ZM212 129H214V128H212ZM211 128H210V132H211V130H212ZM218 129V130H217ZM231 129V128H230ZM230 129H226L227 131L228 130H230ZM239 129V128H238ZM238 129H237V131H238ZM240 129H241V126H240ZM243 129V128H242ZM253 129V127L250 129V131H249V133L251 132V130ZM261 129V128H260ZM53 130V131H54ZM208 130V129H207ZM215 130V129H214ZM223 130H221L222 132H223ZM236 130V129H235ZM254 130V129H253ZM204 131H206V130H204ZM216 131H214L213 132V130H212V132H211V134L212 133H215ZM226 131V132H227ZM240 132H241V130H239ZM238 131V132H239ZM244 131V130H243ZM246 131H248V130H246ZM246 131H245V133H246ZM202 132V131H201ZM207 132V131H206ZM219 132H220V130H219ZM218 132V133H219ZM222 132H221V134H222ZM231 132V131H230ZM54 133H57L56 131L55 132H52V134H54ZM204 134H206L207 135V133H205V132H203ZM224 133V132H223ZM232 133V135H233V132H231ZM234 133H236V131H234ZM256 133V132H255ZM73 134V135H74ZM203 134V135H204ZM210 134V133H209ZM208 134V135H209ZM211 134H210V136H211ZM220 134V133H219ZM240 134V133H239ZM244 134V133H243ZM251 134V133H250ZM56 135V134H55ZM215 135V134H214ZM224 135H226V134H224ZM237 135V134H236ZM234 135L235 136V138L237 137V136H240V135ZM242 135V134H241ZM255 135V134H254ZM258 135V134H257ZM53 136V135H52ZM57 136H58V134H57ZM221 136V135H220ZM218 137V138H222V136L221 137ZM226 136H228V133H227V135ZM226 136H224L225 138H226ZM229 136H231V135H229ZM233 136V137H234ZM247 137L249 136V134L247 133V135H246ZM260 136H262L261 134H260ZM263 136H264V133H263ZM72 137V136H71ZM74 137V136H73ZM159 137H161L160 135H159ZM201 137H202V134H201ZM206 137H209V136H206ZM214 137V136H213ZM233 137L231 138V139H233ZM251 137V136H250ZM256 137V136H255ZM255 137H252V138H255ZM57 138H59V137H57ZM64 138H66L65 136H64ZM64 138H59L60 139V144H62L63 142H65V139ZM203 139L205 138V137H202ZM216 138V137H215ZM230 138V137H229ZM228 138V139H229ZM239 138H241V136L239 137ZM244 138V136L242 137V140H244L243 139ZM258 138V137H257ZM257 138H256V140H257ZM263 138V137H262ZM262 138L260 137V138H258V139H260V140H262ZM73 139V138H72ZM155 139H157L158 140V137L157 138H155ZM202 139V140H203ZM211 139V138H210ZM209 139V141H211L212 142V139H214V138H212L211 140ZM227 139V138H226ZM231 139H229L228 141H229V143L228 144H230V142L232 141ZM55 140V139H54ZM222 141H223V139H221ZM231 140V141H230ZM234 140V139H233ZM237 140V139H236ZM245 140H246V137H245ZM244 140V142H246V143H243V144H247L248 142L247 141H245ZM248 140H249V138H248ZM251 140V139H250ZM253 140V139H252ZM56 141L58 142L59 140H57L56 139ZM56 141H55V143H56ZM69 141H70V139H69ZM206 141V140H205ZM208 141V140H207ZM209 141L207 142V143H209ZM224 141H225V144H226V140L224 139ZM235 141V140H234ZM233 141V143L235 144V142ZM203 142H204V140H203ZM215 142H217V141H215ZM237 142H239V141H237ZM252 142V141H251ZM256 142V141H255ZM259 142V141H258ZM257 142V143H258ZM264 142V141H263ZM262 142V143H263ZM59 143V142H58ZM206 142H204V144L203 145H206L205 144ZM213 143V142H212ZM212 143H209V146H207V147H205V149L207 148L208 149V147H210V144L213 146V144ZM232 142H231V144H233ZM254 143V140H253V142H252V145H254L253 144ZM257 143L255 144V146L257 145ZM216 144V146L214 147V148H216L218 145H219V143L217 144V143H215ZM227 144V145H228ZM238 144V143H237ZM236 144V145H237ZM239 144H240V142H239ZM239 144H238V146H239ZM227 145L225 146V147H227ZM235 145V146H236ZM242 145V144H241ZM212 146H211V148H212ZM220 146V145H219ZM228 146H230V145H228ZM231 146H233V145H231ZM237 146V147H238ZM245 147L246 145H242L241 147ZM250 146V145H249ZM255 146H253L254 148H255ZM260 146H261V141H260ZM259 146V147H260ZM264 146V145H263ZM203 147V146H202ZM243 147V148H244ZM248 147V146H247ZM246 147V148H247ZM251 147V146H250ZM257 148H258V146H256ZM234 148H236V147H234ZM242 148V149H243ZM249 148V147H248ZM247 148V149H248ZM261 149H263L262 147H260ZM259 148V149H260ZM201 149V148H200ZM210 149V148H209ZM230 149V148H229ZM240 150H241V148H239ZM238 149V150H239ZM253 148H251V150H252ZM256 149V148H255ZM254 149V150H255ZM213 149H210V151H211V153L209 152V150H205V151H208L210 154H212V152H214V151H212ZM222 150V149H221ZM228 149L226 148V150H225V152H228L227 151ZM232 150V149H231ZM235 150V149H234ZM233 150V151H234ZM251 150H249V152L251 151ZM251 151V153L252 152H254V153H256V151ZM264 150V149H263ZM204 151V152H205ZM216 151V153L218 152L217 151V149L215 150ZM223 151V150H222ZM235 151H237V150H235ZM244 151V150H243ZM242 151V152H243ZM259 151V150H258ZM200 152V151H199ZM225 152H222V156H219L218 154H216L217 156H219V157H215L216 155H214V157H213V155L212 156H210L209 154V156H203V157H205L206 159H204L205 161L206 160H208V162L210 163V164H206V167H204L203 166V164L201 165V166H198L197 165V167H195L194 166V163H193V168H191L192 166L190 165L188 168H187V171H185L182 175H180V176H178V177H176V178H173L172 180H170V182L169 183H166V184H161V185H159V186H156V187H154V188H152V189H150V190H148V191H146L145 193H143L141 196H139L140 198H138L137 200L135 199V203H136V208H135V213H134V217H132V216H127L126 218L125 217H122L123 215H126V214H123V215H121V212H122V210L123 209H121V210H119L117 213V215H119V217L118 218H115V219H119L118 220V223L116 224V226L115 227H117V228H120V227H122V226H129L131 223V221H133V223H132V226H134V228L135 227H140V228H150V225L155 221V220H157V221H161V223H162V225H164V222L165 223H167L166 221L169 219V217H171V219H172V216L175 214V213H180L184 208H187V204H188V202H190V201H192V203H195L196 201H197V204H199L200 205V202H202V200L200 199V197L201 198H203L202 196L206 193L207 194V197H208V195H209V193H211L210 195H211V197H210V195H209V198H214L215 197V199L214 200H216L217 198V193L219 192V190L221 189V188H225V185L224 184H226L227 182H226V180H228L229 181V179H226V177H225V173H226V171H224L223 170V168L225 167V166H223V159H221L223 156H224V154H225ZM245 152H247L246 150H245ZM260 152H261V150H260ZM206 153V152H205ZM218 153H220V149H219V152ZM224 153V154H223ZM234 153H236V152H234ZM238 153H241V151H237V154ZM248 153V152H247ZM262 153V152H261ZM227 154V153H226ZM228 154H230V155H232L233 154V152H232V154H231V152L230 153H228ZM237 154H234V155H237ZM257 154V153H256ZM262 154H264V151H263V153ZM204 155V154H203ZM206 155H207V153H206ZM242 156H243V158H244V156L245 155H243V154H241ZM241 155H238V156H241ZM247 155V154H246ZM258 155V154H257ZM260 156H262L263 157V155H261V154H259ZM258 155V156H259ZM226 156V155H225ZM238 156H237V159H238ZM248 156H250V155H248ZM252 156L253 157H256V156H254L253 155V153H252ZM259 156V157H260ZM228 157H229V155H228ZM233 157V156H232ZM232 157H229V159L230 158H232ZM262 157H260V159L262 158ZM225 158V157H224ZM227 158V157H226ZM235 158H236V156H235ZM240 158V157H239ZM245 158L247 159L248 157H246L245 156ZM250 159H251V156L249 157ZM248 158V159H249ZM234 159V158H233ZM241 159H242V157H241ZM240 159V160H241ZM245 159V167L243 166V165H239L237 162V166L239 165V167L240 166H242V167H244V169L242 170V172L245 170V168L246 167H249V165H251L252 164V162L249 160L248 161V159L246 160ZM253 159V158H252ZM256 159V158H255ZM227 160V159H226ZM235 160V159H234ZM239 160V161H240ZM256 160H258V161H260L258 158L256 159ZM255 160V161H256ZM264 159H262V161H263ZM229 161H231V163H232V161L233 160H229ZM229 161H227V162H229ZM237 161V160H236ZM242 161V160H241ZM254 161V162H255ZM227 162H225V163H227ZM246 162H251L249 165L246 163ZM264 162V161H263ZM262 162V163H263ZM223 163V164H222ZM230 163V162H229ZM230 163V164H231ZM256 163V162H255ZM254 163V167L257 169V167H256V165H258V167H259V164H260V162L259 163H257V164H255ZM235 163L233 162V164L232 165H234ZM196 165V164H195ZM224 165H226V164H224ZM231 165V166H232ZM248 165V166H247ZM228 166H230V165H228ZM230 166V167H231ZM252 166V167H253ZM260 166H261V164H260ZM263 166V165H262ZM223 167V168H222ZM227 167V166H226ZM232 167H234V166H232ZM232 167L231 168H229V169H231L232 170ZM238 167V169L240 170V168ZM228 169V167H227V171H229V173H230V170ZM248 170L249 169H253V168H247ZM255 169V170H256ZM261 169V168H260ZM226 170V169H225ZM234 170H235V167H234ZM237 170V169H236ZM235 170V171H236ZM254 170V169H253ZM253 170H251V172H252V174L255 172H253ZM258 170V169H257ZM225 172V173H224ZM233 170H232V173H230V175L232 174L233 175ZM237 172H239L238 170H237ZM236 172V173H237ZM244 172H247V170L246 171H244ZM243 172V173H244ZM250 171H248L247 173H249ZM250 172V173H251ZM257 172V171H256ZM258 172H260V171H258ZM258 172H257V174H258ZM240 173V172H239ZM226 174H228V173H226ZM238 174V173H237ZM241 174V173H240ZM246 174V173H245ZM252 174H250L249 176L250 177H252ZM255 174V173H254ZM257 174H255V176H254V178L255 177H257L256 175ZM263 174V173H262ZM235 175V174H234ZM233 175V176H234ZM243 175V174H242ZM242 175H240V177L242 176ZM260 175V174H259ZM229 176V175H228ZM227 176V177H228ZM233 176H231V177H233ZM248 176V175H247ZM261 177H263L262 175H260ZM234 177H238L237 175H235ZM246 176H244V178H245ZM260 177V178H261ZM243 178V179H244ZM248 177H246L245 179H247ZM253 178V177H252ZM263 179H264V177H263ZM231 180L233 181L234 179H232L231 178ZM238 180V179H237ZM253 180V179H252ZM239 182H240V179L238 180ZM246 182L245 183H247V180H245ZM257 181H258V179H257ZM257 181H255L254 183H256L257 184ZM261 181V180H260ZM260 181H258V182H260ZM263 181V180H262ZM236 182V181H235ZM241 182L243 183V181H242V178H241ZM249 182H251V180H249ZM248 182V183H249ZM229 183V182H228ZM227 183V184H228ZM244 183V184H245ZM247 183V184H248ZM253 183V182H252ZM254 183L252 184L253 186H254ZM262 183V182H261ZM260 183V184H261ZM264 183V182H263ZM262 183V184H263ZM227 184H226V187H227ZM236 184H238V182L236 183ZM236 184L234 183V186H236ZM251 184V183H250ZM259 184V183H258ZM258 184H257V186H258ZM233 184H231V187H233L232 186ZM241 184H239L238 185V187L240 186ZM243 185V184H242ZM242 185L240 186V187H242ZM229 186V185H228ZM244 186V185H243ZM247 186H249V184L247 185ZM251 186V185H250ZM252 186V187H253ZM256 186V187H257ZM238 187H235V188H237V189H240V187L238 188ZM246 187V186H245ZM251 187V188H252ZM244 188V187H243ZM249 188V187H248ZM260 188H262V187H260ZM228 189V188H227ZM250 189V188H249ZM255 189V188H254ZM253 188H252V190H254ZM257 189V188H256ZM259 189V188H258ZM232 190V189H231ZM234 190H236V189H234ZM245 190H247V191H244L245 193L246 192H248V191H251V193L253 192L251 189L250 190H248L247 189V187H246V189ZM222 191H223V189H222ZM224 195H223V197H224V199L225 200H227L229 197V191H230V188H229V191L228 192H226V190L224 189ZM240 191V190H239ZM242 191V190H241ZM240 191V192H241ZM255 191V190H254ZM257 192H258V190H256ZM261 191V190H260ZM235 192V191H234ZM234 192H233V194H234ZM237 192V194L239 193L238 191H236ZM250 193V192H249ZM256 193V192H255ZM254 192H253V194H255ZM233 194H232V196H233ZM247 194V193H246ZM259 194V193H258ZM243 195H244V193L242 194V197H243ZM249 195V194H248ZM231 196V195H230ZM235 196H237V195H235ZM240 196H241V193H240ZM240 196H238L237 198H238V200H240L239 199V197ZM256 196H257V194H256ZM242 197H240V198H242ZM245 197V196H244ZM251 197H252V195H251ZM250 197V198H251ZM253 197H255V195L253 196ZM252 197V198H253ZM236 198V197H235ZM236 198V199H237ZM246 198V197H245ZM256 198V197H255ZM147 200V203H148V201H149V203H151V204H153V206L152 207H150L149 205H147L146 204V202H144L143 201V203H145L147 206H148V211L150 212L149 213V217L148 216H146V217H148V219L145 221L144 219L142 220V222H140L139 224H138V213L140 212V210L142 209L141 208V202H142V200ZM204 199V198H203ZM208 199V198H207ZM211 199V200H212ZM230 199V198H229ZM254 199V198H253ZM261 199H262V197H261ZM237 200V201H238ZM242 200V199H241ZM248 200V199H247ZM257 200H259V199H257ZM263 200V199H262ZM229 201V200H228ZM245 201V200H244ZM249 202H248V205H249V203H250V205H252V206H254V207H256L255 205H253L254 204V200L252 201L251 200V202H250V199L248 200ZM226 202V201H225ZM225 202H223V204L225 203ZM253 202V204H251ZM257 202V201H256ZM142 203V204H143ZM228 203V202H227ZM239 203H241V202H239ZM239 203H237V205H239ZM258 203V202H257ZM229 204V203H228ZM244 204V203H243ZM245 204H246V202H245ZM259 204V203H258ZM168 205V206H167ZM189 205V204H188ZM190 205H191V203H190ZM193 205V204H192ZM194 205H196V204H194ZM198 205V206H199ZM209 205V204H208ZM230 205V204H229ZM247 205V204H246ZM246 206V207H250V206ZM167 206V210H166V207ZM186 206V207H185ZM228 206V205H227ZM149 207H150V209H149ZM196 207V206H195ZM232 207V206H231ZM258 207V206H257ZM144 208V207H143ZM191 208V207H190ZM208 208V207H207ZM239 209L241 208L242 209V206L241 207H238ZM237 208V209H238ZM245 208V207H244ZM260 209H261V207H259ZM258 208V209H259ZM193 209V208H192ZM192 209H187V210H190V212L191 213H193V212H195L194 214H196V210L194 211V209H193V211H191ZM224 209H225V205H224ZM223 209V210H224ZM229 209V208H228ZM227 209V211H229ZM240 209V210H241ZM250 209V208H249ZM184 210H186V209H184ZM217 210V209H216ZM245 210V209H244ZM247 210V209H246ZM251 210V209H250ZM250 210H249V215L251 214L250 213ZM254 210V209H253ZM252 210V211H253ZM142 211H145L144 209L142 210ZM147 211V210H146ZM202 211V210H201ZM200 211V212H201ZM218 211H219V209H218ZM226 211V210H225ZM225 211H223V212H225ZM188 212V211H187ZM186 211H185V213H187ZM198 212V211H197ZM243 212V211H242ZM241 212V213H242ZM244 212H246V211H244ZM244 212L242 213V214H244ZM254 213H255V211H253ZM257 212V211H256ZM147 213V212H146ZM167 213H171L172 215L170 216V215H168V216H166L167 215ZM182 213V212H181ZM185 213H183V214H185ZM202 213V212H201ZM226 213V212H225ZM261 213V212H260ZM188 214H190L189 212H188ZM193 214V215H194ZM200 214V213H199ZM198 214V215H199ZM246 214V213H245ZM253 214V213H252ZM251 214V215H252ZM256 214V213H255ZM255 214H253L252 215V217L254 216L255 217ZM259 213L257 212V215H258ZM135 215H138V216H135ZM178 215V214H177ZM181 215V214H180ZM187 215V214H186ZM186 215H185V217H186ZM216 215V213L214 214V216ZM248 215V214H247ZM246 215V216H247ZM175 216H176V214H175ZM183 218H184V216L183 215H181ZM180 216V218H179V220L182 218ZM188 216V215H187ZM197 216V215H196ZM200 216V215H199ZM199 216H198V219H199ZM243 216V215H242ZM258 216H264V215H262V213H261V215H258ZM145 217V218H146ZM178 217V216H177ZM194 217V216H193ZM213 217V216H212ZM253 217V220L254 219H256L257 217H255L254 218ZM122 218H124V219H122ZM168 218V219H167ZM201 218V217H200ZM217 218H218V216H217ZM243 218H244V216H243ZM251 218V217H250ZM114 219V220H115ZM210 219V218H209ZM208 219V220H209ZM212 219V218H211ZM210 219V220H211ZM216 219V218H215ZM224 219V218H223ZM259 219H261V217L259 218ZM175 220V219H174ZM173 220V221H174ZM183 220H185V218L183 219ZM189 220H190V217H189ZM203 220H204V218H203ZM202 220V221H203ZM208 220H204L205 222L206 221H208ZM212 220H214V218L212 219ZM211 220V221H212ZM242 220H244V219H242ZM241 220V222L243 223V221ZM247 220V219H246ZM252 220V219H251ZM252 220V221H253ZM258 220V218L256 219V221ZM169 221H171L170 219H169ZM168 221V222H169ZM178 221V220H177ZM187 221H188V219H187ZM191 221L193 222V220H192V216H191ZM197 221V220H196ZM200 221V220H199ZM245 221V220H244ZM252 221H250V224L252 223ZM256 221H255V224H256ZM260 221H262V220H258V222H259V225L261 224L260 223ZM178 222H180V221H178ZM183 222H185V221H183ZM204 222V224H207V223H211V226H212V223L213 222H207V223H205ZM170 223V222H169ZM172 223H174V222H172ZM175 223H176V220H175ZM195 223V222H194ZM201 223V222H200ZM214 223H216L217 225H220V223L218 224L217 222H214ZM239 223H240V221H239ZM239 223H237V224H239ZM245 223V222H244ZM110 224V223H109ZM108 224V225H109ZM157 224V223H156ZM159 224H160V222H159ZM180 224V223H179ZM199 224V223H198ZM198 224H196V225H198ZM203 224V223H202ZM202 224H201V226H202ZM249 224V223H248ZM254 224V225H255ZM155 224L153 223V226H154ZM167 225V228H169V226H170V224L168 225V224H166ZM166 225H164V226H166ZM175 225V224H174ZM173 225V226H174ZM183 225V224H182ZM185 225V224H184ZM186 225H187V222H186ZM240 225V224H239ZM242 225V224H241ZM258 225V224H257ZM110 226V225H109ZM156 226H158V225H156ZM178 226V223L176 224V227ZM189 226V225H188ZM187 226V227H188ZM195 226V225H194ZM207 226H209V225H207ZM215 227H216V225H214ZM256 226V225H255ZM261 226V225H260ZM259 226V227H260ZM152 227V226H151ZM162 227V226H161ZM175 227V226H174ZM175 227V228H176ZM180 227V226H179ZM182 227V226H181ZM185 227V226H184ZM190 227V226H189ZM196 228H197V226H195ZM203 227V226H202ZM202 227H200V228H202ZM214 227V228H215ZM251 227H253V225L251 224ZM155 228V227H154ZM166 228V229H167ZM171 228V227H170ZM193 228V227H192ZM192 228H190V229H192ZM205 229H206V225H205V227H204ZM208 228H213V227H208ZM254 228V227H253ZM157 229H159L160 230V228H159V226H158V228ZM172 229H173V227H172ZM171 229V230H172ZM179 229V228H178ZM182 229V228H181ZM180 229V230H181ZM189 229V230H190ZM259 229V228H258ZM148 230H150V229H148ZM154 230V229H153ZM169 230L170 229H168L167 231L169 232ZM210 230V229H209ZM152 231V230H151ZM161 231V230H160ZM160 231H159V233H160ZM164 230H162V232H163ZM166 231V232H167ZM173 231H176L175 229L173 230ZM260 231V230H259ZM152 232H154V231H152ZM151 232V233H152ZM155 232H156V228H155ZM193 232H195L196 233V231H192V233ZM173 233V232H172ZM175 233V232H174ZM188 234L190 233V231H188L187 232ZM191 233V234H192ZM148 233L146 232L145 233V235L143 236V238L142 239H140L139 241H138V243H137V245L135 246V250L138 252V256H139V252L141 253L142 251L144 252V251H147V250H144V249H142V251H140V249L143 247L144 248V246H143V244H145L144 243V241H143V239L146 241V236H148L147 235ZM154 234H156V233H154ZM178 234V233H177ZM179 234H180V232H179ZM178 234V236H180ZM188 234H186V235H188ZM194 234V233H193ZM192 234V235H193ZM164 235H166V233H164ZM170 235V234H169ZM168 235V236H169ZM172 235V234H171ZM174 235V234H173ZM173 235H172V237H173ZM175 235H176V233H175ZM152 236H154L153 235V233H152ZM156 236H161L162 237V233H160V234H158V230H157V235ZM196 236V235H195ZM199 236V235H198ZM116 237V236H115ZM149 237V236H148ZM147 237V238H148ZM155 237V236H154ZM160 237V238H161ZM165 237V236H164ZM171 237V239H170V241L171 240H173V238ZM175 237V236H174ZM177 237V236H176ZM186 237H189V236H186ZM135 238V237H134ZM159 238V239H160ZM192 238V237H191ZM151 239V238H150ZM152 239H153V237H152ZM151 239V240H152ZM154 239H156V238H154ZM181 239V238H180ZM148 240V239H147ZM164 240V239H163ZM163 240L161 241L162 243H163ZM167 240H169L168 239V237H167ZM167 240L165 241V242H167ZM182 240V239H181ZM181 240H180V242H181ZM193 240H196V238L195 239H193ZM106 241V240H105ZM110 241H112L111 239H110ZM114 241V240H113ZM112 241V242H113ZM118 241V240H117ZM150 241V240H149ZM169 241V242H170ZM210 241V240H209ZM209 241H207V242H209ZM111 242V243H112ZM116 242V241H115ZM164 242V243H165ZM176 242V241H175ZM179 242V241H178ZM182 242H183V240H182ZM185 242V241H184ZM211 242V241H210ZM210 242H209V244H210ZM105 243V242H104ZM114 243V242H113ZM150 243V242H149ZM154 243V242H153ZM152 243V244H153ZM157 243H160V241L158 242V240H157ZM162 243H160L159 245H163ZM187 242H185V244H186ZM204 243V242H203ZM106 244V243H105ZM110 243H108V245H109ZM156 244V243H155ZM104 245V244H103ZM102 245V246H103ZM113 245H115V244H113ZM112 245V246H113ZM167 245V244H166ZM107 246V245H106ZM116 246H117V248H119L118 246L119 245H117L116 244ZM121 246V245H120ZM123 246V245H122ZM157 246H158V244H157ZM164 246H165V244H164ZM124 247V246H123ZM123 247H121V250L120 251H122V248ZM127 247H128V245H127ZM131 247V246H130ZM104 246H103V250H104ZM125 248V247H124ZM137 248V249H136ZM152 248V247H151ZM156 248V247H155ZM154 248V249H155ZM164 248V247H163ZM101 249V248H100ZM127 249V248H126ZM131 250H132V248H130ZM146 249V248H145ZM153 249V248H152ZM152 249H150V250H152ZM154 249H153V251H154ZM157 249V248H156ZM156 249H155V251H156ZM159 249V248H158ZM164 250V249H163ZM114 251V250H113ZM128 250H125V252H127ZM162 251V250H161ZM100 252V251H99ZM102 252V251H101ZM101 252L99 253L100 254V257H98V258H102L101 257ZM112 252V251H111ZM111 252H110V255H112L111 254ZM115 252H116V250H115ZM122 252H124V251H122ZM131 251L129 250V252H128V254L126 253V255H128V256H126L127 258H129V259H131V256H133L132 254H135V252L133 253L132 252V254H129ZM136 252V253H137ZM148 252H149V250H148ZM150 252H152V251H150ZM113 253V252H112ZM117 253L119 254V252L117 251L116 253H114V254H116L117 255ZM121 253V252H120ZM153 253V252H152ZM6 254V253H5ZM146 253L144 252L143 253V255L144 256H146L145 255ZM155 254V253H154ZM103 255V254H102ZM115 255V256H116ZM156 255V254H155ZM158 255H159V252H158ZM97 256H99V255H97ZM108 256H109V254H108ZM114 255H112V259L114 258L113 257ZM119 256H120V254H119ZM124 256V254L122 255V257ZM141 256H142V254H141ZM141 256H139L140 258H143V257H141ZM125 257V256H124ZM162 257V256H161ZM95 258H96V256H95ZM94 258V259H95ZM97 258V259H98ZM108 259H109V257H107ZM117 258V257H116ZM115 258V259H116ZM135 258L137 259V257L135 256ZM145 258V257H144ZM143 258V259H144ZM147 258V257H146ZM145 258V259H146ZM158 258V257H157ZM103 259V258H102ZM107 259V260H108ZM114 259V260H115ZM119 259V258H118ZM12 260H13V257H9V256H4V255H1L0 256V264H11V262H12ZM104 260L106 261V257H104ZM110 260V259H109ZM121 259H119V261H120ZM123 260V259H122ZM132 260H133V258H132ZM141 260V259H140ZM98 261H101L100 259L98 260ZM116 261V260H115ZM115 261H114V263H115ZM128 261H131V260H127L126 262H128ZM137 261V260H136ZM162 262H163V260H161ZM108 262H110V261H108ZM117 262V261H116ZM164 262H165V260H164ZM160 263V262H159ZM92 264H99L96 260H93V263ZM100 264H102V262L100 263ZM108 264V263H107ZM112 264H113V262H112ZM123 264V263H122ZM126 264V263H125ZM128 264H130L129 262H128ZM162 264V263H161Z\"/></svg>","mask_w":264,"mask_h":264}]
</instances>
